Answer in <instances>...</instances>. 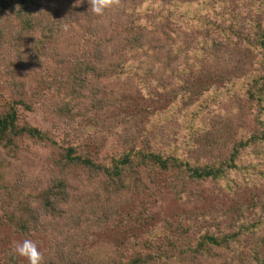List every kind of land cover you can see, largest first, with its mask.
<instances>
[{"label": "trees", "instance_id": "16d2710c", "mask_svg": "<svg viewBox=\"0 0 264 264\" xmlns=\"http://www.w3.org/2000/svg\"><path fill=\"white\" fill-rule=\"evenodd\" d=\"M88 9L0 0V226L41 241L42 264H264V0ZM168 193L234 201L96 240ZM14 245L0 264H28Z\"/></svg>", "mask_w": 264, "mask_h": 264}, {"label": "rangeland", "instance_id": "374dc122", "mask_svg": "<svg viewBox=\"0 0 264 264\" xmlns=\"http://www.w3.org/2000/svg\"><path fill=\"white\" fill-rule=\"evenodd\" d=\"M41 104H36V106L34 107V110L32 112L23 110V113H25L27 115V119L30 120L31 123L33 124H37L39 126H46L48 123L46 122V120H40V118L43 116L42 112L43 109H41V107L39 106ZM42 106V105H41ZM43 107V106H42ZM46 109V108H44ZM78 125H80L84 131L88 130V124L87 121H85L84 119H81L80 121H78ZM62 123L59 124L57 129H53L54 132H56L57 135H59V132H61V130L59 129L60 125ZM84 125V126H83ZM72 133V139L77 138L78 134L75 135L74 132L70 131ZM69 133V132H68ZM71 139V138H70ZM3 153V152H2ZM46 152L44 150H41L40 154L42 156V154H45ZM31 158H34L33 156H31ZM7 161L10 163L9 164V173H16L17 172V164L20 163V161L17 160H13L10 157H7ZM250 198V196H248V193H246L245 191L241 192V195L238 196L237 199L235 200H241V201H245L246 199L248 200ZM246 200V201H247ZM217 201L223 205H227L228 203L233 202L234 200H232L230 198V196H227L226 200L220 199L219 197H211V196H205V199L201 202H196V203H179L178 201H176L174 199V197H172L170 195V193L166 194L165 196L162 195L160 197V199L158 201H154L153 205L151 208L152 209V215L151 217L145 221V223L143 225H141V227L136 228V226L134 225L133 227H121V226H117L115 228V231H111L109 229H107L104 232H96L95 234V238L96 240H101L107 243H117L118 241L123 240L124 237H126L127 233H131V234H138V235H146V233L144 232V229H155V230H159L162 227L163 224V220L164 219H168L170 221H174L175 219L181 216H183L184 214H187L188 216H191L193 212L201 210V211H206V209L208 208H212L214 206L213 202ZM252 211L247 210L246 216H245V221L248 222L250 220V215H251ZM174 231V225L171 227V233H173ZM0 233H1V237H0V249L6 247L9 244H15L19 241H22L23 239L17 235V234H13L11 229L3 224L2 226H0ZM121 235V237L119 236ZM129 237L124 238L128 239ZM38 246V249L42 252L44 244L40 241L38 243H36ZM19 259L21 261H25L24 258L19 257Z\"/></svg>", "mask_w": 264, "mask_h": 264}, {"label": "clouds", "instance_id": "9594fccd", "mask_svg": "<svg viewBox=\"0 0 264 264\" xmlns=\"http://www.w3.org/2000/svg\"><path fill=\"white\" fill-rule=\"evenodd\" d=\"M88 4L91 12L100 16L106 9L119 5L120 0H88ZM12 251L16 256L26 259L28 264H42L44 259L37 244L31 239L25 238L15 243Z\"/></svg>", "mask_w": 264, "mask_h": 264}]
</instances>
